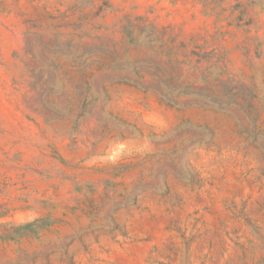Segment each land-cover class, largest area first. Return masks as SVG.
Instances as JSON below:
<instances>
[{"label":"rangeland","instance_id":"374dc122","mask_svg":"<svg viewBox=\"0 0 264 264\" xmlns=\"http://www.w3.org/2000/svg\"><path fill=\"white\" fill-rule=\"evenodd\" d=\"M0 264H264V0H0Z\"/></svg>","mask_w":264,"mask_h":264}]
</instances>
